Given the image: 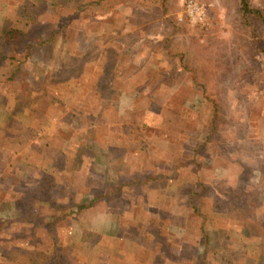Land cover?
<instances>
[{
    "label": "rangeland",
    "instance_id": "374dc122",
    "mask_svg": "<svg viewBox=\"0 0 264 264\" xmlns=\"http://www.w3.org/2000/svg\"><path fill=\"white\" fill-rule=\"evenodd\" d=\"M197 1V20L188 0H43L24 3L40 17L24 30L6 22L23 33H0V106L54 150L24 162L38 180L1 195L7 256L79 264L103 212L125 233L143 232L135 216L153 219L157 264H247L240 233L262 237L264 252V0Z\"/></svg>",
    "mask_w": 264,
    "mask_h": 264
},
{
    "label": "crops",
    "instance_id": "0c3cea01",
    "mask_svg": "<svg viewBox=\"0 0 264 264\" xmlns=\"http://www.w3.org/2000/svg\"><path fill=\"white\" fill-rule=\"evenodd\" d=\"M39 1H43V0H0V33L6 29L7 21H10L9 26L18 27L21 30L27 28V26L24 25L22 19L24 17L28 19H34L37 16L30 13H24L21 9L23 8L25 2L27 3V2H39ZM37 18L39 19L40 17ZM70 110L71 109H69V111ZM17 111H18L17 109L9 110L5 104L0 106V113H3V116L1 117V121H0V264H8V262L5 261L7 258L8 240L6 239L7 237H5L6 233L2 225L5 224V220L3 218H7L5 216V209H8L10 206L9 203L6 204L4 203L5 201L4 199H1L2 198L1 195L8 194L15 187L19 178H25L27 176V177H33L34 180L35 179L38 180L37 175L32 173L33 171H35L36 173V170H33V168H32V172H30L32 173V175H29V170L24 171V162L31 161L32 164L37 163L35 158H37V160H40L41 155L43 156V154H41L39 159L37 157V152L40 151L39 147L41 146H43V148L46 147L53 150L49 139H45V140L38 139L37 136H36L37 138L36 137H33L32 139L28 138V136H26L25 133L27 132L30 133L31 131L33 132L32 126L29 127L30 125L28 123L19 121V118L17 119L18 116L16 117L17 121L15 122L16 123L15 128L12 127V125L10 124L11 119L15 118L13 117L12 113L14 114ZM65 126H66L65 128L69 129V124ZM4 134H7L9 138H5ZM40 142H42V144ZM25 147H27V150L29 149V151H31V153L29 152L30 154L28 153H26L27 155L24 154ZM125 155H127L128 157L130 153L128 152ZM44 156L46 155L44 154ZM103 157H105L106 159L105 161H107L108 163L109 162L111 163L114 160V157L109 154H104ZM123 160L124 161L126 160L125 162L128 165L127 167L125 166L126 167L125 169L129 170L130 172L129 168H132V166H130L129 164L131 163L130 161H132V159L131 158L125 159L124 157V159H122L121 161ZM102 162L104 161L102 160ZM121 172H123L122 174H124L125 171H121ZM129 172L126 171L125 173L128 175ZM154 206L157 205L150 204L148 205L147 209L149 210V208L150 209L155 208ZM12 208H14V206L10 207V209ZM95 209H99V206L96 205ZM161 210L165 211L167 209L164 207H160V205L157 206L156 211L159 212ZM108 213L111 214L110 218L108 217L109 215L107 214V212H103V214L96 217L95 222L93 221L92 223V221H90L91 224L96 226V228L92 229V231L98 237V241L94 245L95 247L91 246L89 248L90 251H87L86 255L85 254L78 255V257L80 258L79 264H157L158 262L157 258L160 259L162 258L161 254L158 251H161L162 244H164V242H161L157 238L159 237L161 239L162 236H157L156 238L154 237L153 239V235H151L150 230H148V227L151 226L153 219H148V218L141 219L140 217L135 216L132 220L133 225H138L141 230L143 229L142 230L143 232L139 234H134L131 232L125 233L122 231L124 229L122 224L123 221H121V219L117 216V214L114 215L111 212ZM104 219L109 220L107 224L110 225V228L100 229L97 227V223H99L100 220L103 221ZM82 222L84 223L85 226L86 225L88 226L89 224V221H86V219H83ZM185 223L187 224L188 222L186 221ZM161 225L163 224L160 223V226ZM86 230L87 229H83L82 232L85 234L87 232ZM240 234L241 235H239L240 237L239 240L241 241L243 239L244 242H246L247 244L251 243L255 245L259 243L260 245V242H262L263 240V238L258 235L247 234V233H240ZM47 235L49 238V234ZM82 236L83 234L79 238L80 241L84 240ZM206 236L208 238V240L206 239V241L210 242L211 237L208 234ZM227 241H231V240L228 239ZM193 243L195 245L192 246L196 248L195 251L196 253H194L196 255V258L201 257L202 254L205 252L204 249L202 250L203 245L202 246L200 245L201 238L197 237L196 240H193ZM196 245L200 246L199 250ZM97 246L99 248L96 249ZM44 254L46 256L45 255L42 256L45 257L50 256L49 251H44ZM169 258H170L169 255L168 256L164 255L163 260L160 262V264H169L168 261ZM206 258L207 259L209 258L208 255ZM115 260L117 261L115 262ZM43 264H50V263H47V261H45L43 262Z\"/></svg>",
    "mask_w": 264,
    "mask_h": 264
},
{
    "label": "trees",
    "instance_id": "16d2710c",
    "mask_svg": "<svg viewBox=\"0 0 264 264\" xmlns=\"http://www.w3.org/2000/svg\"><path fill=\"white\" fill-rule=\"evenodd\" d=\"M242 2H243V8L246 10L248 5L244 0H242ZM263 21H264V19H263ZM2 33H3L2 35L4 37L6 36L7 39H10V38L13 39V38H16L18 35H21L23 32L18 30V29L7 28ZM11 58H12V56H11ZM18 68H19L18 65H15V67H13V69H12L13 73L15 72V70H18ZM11 77L14 78L15 75L10 76L9 78H11ZM5 93H7V92L5 91ZM9 97L12 98V100L14 99V101L18 102V97L16 96V94H14V96H12V97L11 96H9ZM9 97H7L6 99H8ZM16 108L17 107H14L13 110H15ZM95 200H97V197H93L90 200V202H94ZM95 205H96V203L91 204L90 207L91 206L93 207ZM88 207L89 206H79V209L81 210L83 208H88ZM53 225H54V223H48L46 229L50 230V228ZM239 248L241 250L240 257L241 258H247L248 260L250 259L249 260L250 262L248 261L249 264H259L261 259H263V257H264V252L261 249L262 248L261 242H260V245H259V243L255 244V245L245 243L244 245H240ZM5 261L9 262V264H24V263H19V261L17 259L12 258L11 255L7 256Z\"/></svg>",
    "mask_w": 264,
    "mask_h": 264
},
{
    "label": "built area",
    "instance_id": "2783aa9c",
    "mask_svg": "<svg viewBox=\"0 0 264 264\" xmlns=\"http://www.w3.org/2000/svg\"><path fill=\"white\" fill-rule=\"evenodd\" d=\"M186 12L190 20L203 18V10L197 0H188L186 5Z\"/></svg>",
    "mask_w": 264,
    "mask_h": 264
}]
</instances>
